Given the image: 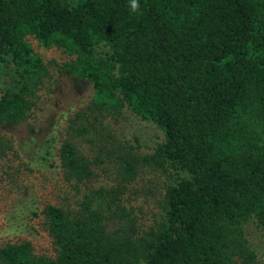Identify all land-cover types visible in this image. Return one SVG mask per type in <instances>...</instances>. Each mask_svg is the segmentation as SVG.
Returning a JSON list of instances; mask_svg holds the SVG:
<instances>
[{"label":"trees","instance_id":"1","mask_svg":"<svg viewBox=\"0 0 264 264\" xmlns=\"http://www.w3.org/2000/svg\"><path fill=\"white\" fill-rule=\"evenodd\" d=\"M139 3L131 13L129 0H0V131L26 117L49 75L29 35L74 55L66 70L92 87L67 138L39 159L78 183L113 163L117 181L75 211L32 210L55 255L5 243L0 264H251L249 221L264 242V0ZM123 107L160 132L149 152L89 135V117ZM142 165L171 175L146 229L120 202Z\"/></svg>","mask_w":264,"mask_h":264},{"label":"rangeland","instance_id":"2","mask_svg":"<svg viewBox=\"0 0 264 264\" xmlns=\"http://www.w3.org/2000/svg\"><path fill=\"white\" fill-rule=\"evenodd\" d=\"M26 40L41 57L49 75L43 79L36 103L26 117L0 131L6 142L0 147V244L28 241L34 255L53 257L54 245L45 220L42 215L33 216L31 211L38 212L45 204L77 210L90 190L117 184L113 170L116 165L94 166L93 178L78 183L66 180L57 162L48 166L39 159L43 146H52L55 153L67 138L68 121L91 104L92 87L86 79L66 70L65 64L74 55L53 46L44 48L29 35ZM88 121L94 123V131H88L90 136L95 135L96 129L105 131L108 140L134 146L140 153L149 152L160 135L153 124L125 107L117 113L89 117ZM170 176L159 168L142 165L131 180L124 182L120 202L131 212L138 229H146L159 219L158 203ZM244 229L254 253L251 264H264V242L259 229L252 221Z\"/></svg>","mask_w":264,"mask_h":264},{"label":"clouds","instance_id":"3","mask_svg":"<svg viewBox=\"0 0 264 264\" xmlns=\"http://www.w3.org/2000/svg\"><path fill=\"white\" fill-rule=\"evenodd\" d=\"M129 11L131 13H137L140 11V3L139 0H129Z\"/></svg>","mask_w":264,"mask_h":264}]
</instances>
